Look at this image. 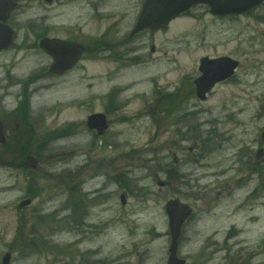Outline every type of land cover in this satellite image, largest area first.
I'll return each instance as SVG.
<instances>
[{
  "label": "rangeland",
  "instance_id": "1",
  "mask_svg": "<svg viewBox=\"0 0 264 264\" xmlns=\"http://www.w3.org/2000/svg\"><path fill=\"white\" fill-rule=\"evenodd\" d=\"M17 14L12 26L19 32L18 45L0 53L4 122L22 100L21 83L48 62L44 52L32 48L35 39L28 33V25L46 15L47 7L39 0L23 1ZM64 22L59 18L58 24ZM56 32L64 34V28ZM155 38L166 61L126 77L78 81L77 72L28 85L34 128L50 131V145L40 151L42 165L48 164L32 181L15 168V142L0 149V264L8 251L11 264H166L165 205L175 198L195 208L180 243L188 264L205 263L202 258L214 253L209 264L231 259L232 264H264V167L257 173L247 166L254 167L264 145V24L247 16L225 23L184 17ZM207 55L238 59L236 78L209 101L191 93L182 108L150 109L156 93L164 88L175 93L181 82L192 80L199 58ZM107 66L102 65L103 73ZM138 73L146 79L134 80ZM223 105L228 112L220 110ZM94 112L106 113L111 125L102 137L86 126ZM71 123L73 132L62 134ZM69 172L74 185L67 191L58 176ZM159 180L170 184L160 188ZM29 184H50L49 195L19 210ZM242 208L254 216L247 226Z\"/></svg>",
  "mask_w": 264,
  "mask_h": 264
},
{
  "label": "flooded vegetation",
  "instance_id": "2",
  "mask_svg": "<svg viewBox=\"0 0 264 264\" xmlns=\"http://www.w3.org/2000/svg\"><path fill=\"white\" fill-rule=\"evenodd\" d=\"M17 3V8L13 13L20 15L22 3L30 0H14ZM146 0H52L51 5H46L44 0H39V3L47 7V14L39 16L28 27V31H32L31 36L34 37L31 45L39 44L43 37L61 38L68 42H79L84 46V54L81 60L69 71L63 75L50 74V55L47 77L66 76L74 72H81L78 78L81 80H100L103 74L93 72L94 70L87 69L85 61L92 65H99L105 59L112 63L109 68L108 76L121 75L124 71L132 68H140L148 65L151 61L165 60L166 52L161 51L160 45H157L156 35L162 30L154 31L146 29L132 34L135 29L137 19L142 13V9ZM58 6H63L64 11H59ZM11 14L9 25L12 26V19L15 14ZM201 15L210 16L211 20L218 23H225L230 17H251L255 22L264 24V3L258 8L249 11L243 15H212L208 5H196L180 17L191 16L197 19ZM65 18L64 24H58L59 18ZM238 19V18H237ZM64 28V34L56 32L57 29ZM16 40L18 32L16 31ZM227 56V55H221ZM213 57V56H212ZM220 57V56H216ZM213 57V58H216ZM241 63L237 69V73L229 80L216 84L213 88V93H210L208 99L215 97L219 87L227 85L236 78L240 71ZM198 75V71L197 74ZM198 77V76H196ZM195 92V86L193 88ZM207 99V100H208ZM223 113L228 112L226 105L220 108ZM20 114V113H19ZM19 122L15 123L14 139L18 143L26 141L34 142L35 134L31 128L32 124L19 118ZM8 129V127H7ZM9 130V129H8ZM262 147V146H261ZM261 148H259L260 150ZM31 151L32 148H30ZM27 154L20 152L16 155L19 160V167L26 169L25 163ZM35 156L40 160L39 164L43 168L48 162L42 165L41 155L37 153ZM264 157V145L261 152L256 154L257 163L254 165V171L260 172L264 167L263 163L259 164V160ZM38 174V172H36ZM42 177L46 178V174ZM68 182V181H67ZM50 190V184L48 185ZM38 196V189L36 191ZM37 196L34 199H37ZM33 199V197L31 198ZM209 259L204 264H209ZM202 263V262H201ZM110 264V263H108Z\"/></svg>",
  "mask_w": 264,
  "mask_h": 264
},
{
  "label": "water",
  "instance_id": "3",
  "mask_svg": "<svg viewBox=\"0 0 264 264\" xmlns=\"http://www.w3.org/2000/svg\"><path fill=\"white\" fill-rule=\"evenodd\" d=\"M262 1L263 0H222L221 3H219V0H148L143 15L138 22L136 32L146 27L158 29L168 24L181 12L197 2H209L214 12L228 13L243 12L260 4ZM14 7L15 4L12 0H0V50L7 48L12 42L13 31L2 22H6ZM220 7L221 10H219ZM41 47L47 52H50L53 56L54 62L51 70L57 73L69 69L77 62L83 53L82 47L74 44H66L64 41L58 39H44L41 42ZM71 52L74 53L72 57H70ZM71 58H73L72 61ZM237 65V62L229 58H204L201 65L203 75L197 80L199 96H203V94L209 91L217 82L230 77L234 73V69ZM88 127L92 130H97L99 135L104 134L108 129L106 116L104 114L91 115L88 118ZM3 128V123L0 122V144L6 142ZM29 160L32 162V166L37 168V163L34 159L30 157ZM164 184L163 182H159L161 186ZM121 200L122 203L125 204V195L121 196ZM29 203L30 201H25L22 203V206H26ZM166 210L169 215L171 233L168 264H184V261L179 260L177 257L178 241L182 225L191 214V208L178 200H170L166 205ZM10 258L11 255L9 253L6 254L3 258V264H9Z\"/></svg>",
  "mask_w": 264,
  "mask_h": 264
},
{
  "label": "bare ground",
  "instance_id": "4",
  "mask_svg": "<svg viewBox=\"0 0 264 264\" xmlns=\"http://www.w3.org/2000/svg\"><path fill=\"white\" fill-rule=\"evenodd\" d=\"M241 218H243V222L244 224L247 226L248 224H250L251 220L253 219L251 214H248V210H242L240 212Z\"/></svg>",
  "mask_w": 264,
  "mask_h": 264
},
{
  "label": "trees",
  "instance_id": "5",
  "mask_svg": "<svg viewBox=\"0 0 264 264\" xmlns=\"http://www.w3.org/2000/svg\"><path fill=\"white\" fill-rule=\"evenodd\" d=\"M31 249H33V248H31ZM42 249H47V248H42Z\"/></svg>",
  "mask_w": 264,
  "mask_h": 264
}]
</instances>
